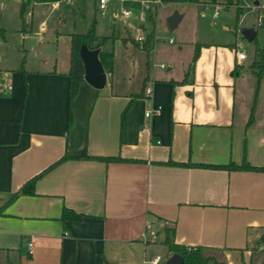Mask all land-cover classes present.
<instances>
[{"label": "crops", "instance_id": "obj_1", "mask_svg": "<svg viewBox=\"0 0 264 264\" xmlns=\"http://www.w3.org/2000/svg\"><path fill=\"white\" fill-rule=\"evenodd\" d=\"M72 3H33L29 18L39 12L44 32L46 16ZM131 17L113 21L107 35L95 31L87 47L114 52V65L116 47L144 51ZM73 34L63 56L61 37L53 47L40 38L16 61L0 55V82L11 84L0 88V264H144L157 248L170 253L166 240L214 248L225 264L253 260L264 249V170L181 164L264 168V71L257 81L236 43L197 41L192 83H173L189 62L179 73L168 57L171 65L153 62L152 74L146 65L139 97L116 92L104 68L105 87L82 78L69 103ZM157 106L158 115L145 117ZM41 173L33 194L9 200Z\"/></svg>", "mask_w": 264, "mask_h": 264}, {"label": "rangeland", "instance_id": "obj_2", "mask_svg": "<svg viewBox=\"0 0 264 264\" xmlns=\"http://www.w3.org/2000/svg\"><path fill=\"white\" fill-rule=\"evenodd\" d=\"M153 1L111 0L107 4L106 11L103 12L97 10L98 0H74L70 7H64L63 3L60 15L51 13L46 16V26L42 32L39 25L41 20L39 12L35 11L33 20H31L29 18L30 8L27 7L22 22L20 18L21 0H0V55L4 59L7 58L8 61L13 58L16 61L22 54L31 51L30 48L37 45L40 38H45V40L50 41L51 46H56L55 38L61 37L58 48L62 49L59 55L63 56L66 52L65 47L67 49L69 33L86 34L92 28L95 20L97 23L94 27L97 34L107 35L113 21L116 22L123 18L121 15L123 9L130 11L131 18L134 20L142 10L146 16L148 10L154 11L156 16L158 13V16L155 24V51H138L133 45H129L128 51H119L116 47L115 67L111 71L113 76L109 78L112 79L116 92L125 88L130 89V92L139 91L147 75L146 65L149 64L148 71L149 74H152L153 62H164L166 68L171 65L168 57L176 62L173 64L174 71L181 73L182 69L190 62L197 41L242 44L241 50L248 56L246 63L251 62L254 58V50L257 44L260 48H264L263 17H261L259 24V17L262 13L264 15V11L252 9L255 1L261 2L262 0H232V3H228L226 0H201L203 1L201 3H188L184 0H161L160 6ZM162 4L165 6L164 8L161 7ZM145 5L148 6L147 10H144ZM236 9H240L243 14L240 16L237 28L235 25ZM216 11L217 14H215ZM175 12L181 15V21L174 30H170L167 19ZM58 16L60 17L58 18ZM63 17L66 23H63ZM32 25L33 28L31 29ZM247 28L256 30L255 41L248 42L243 37L241 30ZM56 31L60 34L56 35ZM170 38L174 40V43H168ZM246 68L240 69L242 77L249 72ZM156 69L164 71L160 68ZM128 81L129 84H125ZM157 249L165 260L171 255L167 253L164 247ZM262 250L258 249L254 258L260 260ZM210 252L216 262L223 261L220 251L211 250ZM257 253L259 254L257 255Z\"/></svg>", "mask_w": 264, "mask_h": 264}, {"label": "trees", "instance_id": "obj_3", "mask_svg": "<svg viewBox=\"0 0 264 264\" xmlns=\"http://www.w3.org/2000/svg\"><path fill=\"white\" fill-rule=\"evenodd\" d=\"M57 0H23L21 2L20 6V18L23 22L24 20V14L26 11V8L29 5H32L33 3H52ZM188 3H201L203 1L201 0H184ZM215 1V0H213ZM228 3H232V0H226ZM242 15V11L240 9H236V28L239 25V19ZM24 24V23H22ZM155 24H156V13L154 11L148 10L147 11V18L146 21L140 24V29L142 32V41H141V47L144 51L150 52V50L154 46L155 42ZM95 25L92 26V28L86 33V34H73L71 37V62H70V70H69V85H68V100L69 103L72 101V99L77 95L78 89H79V83L84 75V64L80 57V48L86 44L87 40L95 36ZM106 39V38H105ZM129 40L134 41L135 44H138L136 40H133L128 37ZM256 40V37L253 41ZM199 43H196L195 49L192 55V58L187 66V69L184 74V78L180 81H173V83H192L193 82V75H194V68H195V62L198 59L199 56ZM100 61L103 65V67L110 72L112 71V68L114 66V52H100L99 53ZM250 70L253 73V75L256 77L257 81L261 79L262 73L264 71V48H260L258 44L255 46L254 50V58L252 62L250 63ZM236 68V67H235ZM233 74H236L233 72ZM146 79V77H145ZM142 90L137 92L136 94H133L135 97H139L142 95ZM67 156H64L61 160L66 159ZM101 160L105 161H120L122 160L119 157L115 158H105V157H96ZM58 161V162H59ZM57 162V163H58ZM56 163V164H57ZM54 164V165H56ZM168 164H176L177 163L169 161ZM185 166H194V167H225L228 169H255V170H264V168H257L249 165L247 162L242 163L241 165H235L233 163H230L228 165H206V164H181ZM49 169V168H48ZM46 171V170H45ZM44 171V172H45ZM42 172V173H44ZM35 176L34 178L30 179L26 184H24L19 191H17L9 200L12 201L16 197H18L21 194H33L34 192V184L37 177L40 175ZM63 219L66 218L65 215L62 217ZM168 234V233H167ZM167 249L171 254H178L182 257L183 261L181 264H225L224 261L216 262L215 258L213 257V254L210 252L211 250H214V248H208L204 246H184L175 244L174 242L170 240H166ZM166 264V263H165ZM243 264H256L255 260H251L249 263H243ZM260 264H264V250H262L261 258H260Z\"/></svg>", "mask_w": 264, "mask_h": 264}, {"label": "water", "instance_id": "obj_4", "mask_svg": "<svg viewBox=\"0 0 264 264\" xmlns=\"http://www.w3.org/2000/svg\"><path fill=\"white\" fill-rule=\"evenodd\" d=\"M259 1L255 2L257 5ZM181 20V15L178 12L173 13L167 19L168 26L170 30H174L179 21ZM241 33L243 37L251 42L256 37V32L252 28L242 29ZM80 57L84 64V75L83 79L91 87L101 90L105 87L107 82V74L99 58L98 49H89L87 45H83L80 48ZM264 241V237L262 238ZM183 261L182 257L178 254H173L167 259L166 264H181Z\"/></svg>", "mask_w": 264, "mask_h": 264}, {"label": "built area", "instance_id": "obj_5", "mask_svg": "<svg viewBox=\"0 0 264 264\" xmlns=\"http://www.w3.org/2000/svg\"><path fill=\"white\" fill-rule=\"evenodd\" d=\"M109 1L110 0H98L99 10L104 11L105 8L107 7V4ZM72 2H73V0H57V1L52 2V5H53V8L56 9L60 6L61 3L70 4ZM153 2L158 4L159 6L161 4V0H154ZM161 7L163 8L164 5L162 4ZM144 8L147 10L148 6L145 5ZM252 9H258V11H264V0L259 2L257 5H252ZM215 14H217V11L215 12ZM121 15H122V17L129 18V17H131L132 14L130 11L123 9L121 11ZM261 17L264 18L263 13L259 17V24L261 23ZM137 18H138L139 23L145 22L146 21V15H145L144 11L139 13ZM138 40L142 41V36L138 37ZM169 42H173V39L170 38ZM241 46H242V44L236 45V57L238 60L244 59L246 57V54H244L241 50ZM160 66L165 67V64L161 63ZM1 87H4L7 90H10L11 84L9 83V81H7L5 84L3 82H0V88ZM151 92H152L151 86H147L145 89L146 95H151ZM160 111H161V106H157L154 108L150 107L149 109L146 110L144 115H145V117H151L152 115H158L160 113ZM142 237H143V239L146 238L144 233L142 234ZM33 244H34V237L31 236L28 240V243H27L29 253L32 252ZM143 263L144 264H165V260L162 258L161 255H156L150 259L144 260Z\"/></svg>", "mask_w": 264, "mask_h": 264}]
</instances>
